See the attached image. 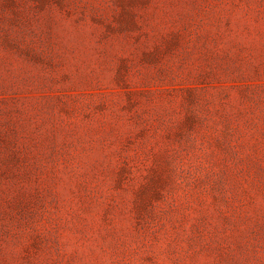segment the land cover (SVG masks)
Instances as JSON below:
<instances>
[{"label": "rangeland", "instance_id": "rangeland-1", "mask_svg": "<svg viewBox=\"0 0 264 264\" xmlns=\"http://www.w3.org/2000/svg\"><path fill=\"white\" fill-rule=\"evenodd\" d=\"M0 264H264V0H0Z\"/></svg>", "mask_w": 264, "mask_h": 264}]
</instances>
